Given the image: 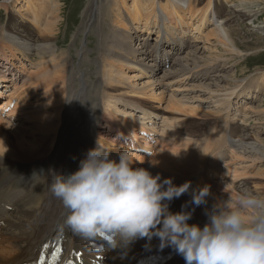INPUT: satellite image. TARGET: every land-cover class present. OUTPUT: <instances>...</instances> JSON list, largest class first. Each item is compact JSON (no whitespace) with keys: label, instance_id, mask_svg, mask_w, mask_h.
Wrapping results in <instances>:
<instances>
[{"label":"bare ground","instance_id":"6f19581e","mask_svg":"<svg viewBox=\"0 0 264 264\" xmlns=\"http://www.w3.org/2000/svg\"><path fill=\"white\" fill-rule=\"evenodd\" d=\"M226 1L105 0L103 6L108 10L107 17L112 15L114 19L116 18V24L110 19H105L103 24L99 13V0L92 2L95 7L89 8L91 21L89 19L87 33L97 39L95 73L99 77V80L94 82L96 91L92 93L90 85L85 87L83 83L79 86L71 85L75 80L70 74L58 85L56 81L59 78L51 75L50 66L57 47L55 40L60 29L57 28L58 21L55 15L59 10L58 4H55L54 0H46L47 4L43 5L44 16L40 18L42 15L38 12L42 13V9L28 0H23L22 6L33 14V17L26 21H30L31 26L41 28L35 36L29 35L22 29L23 17L18 12V16L13 17L12 22L7 24V28H13V32H8L5 28L1 36L3 42H0V58L6 60L5 63L12 65L3 55L5 42L6 45L9 43L8 49L14 57L17 52L30 62L34 59L38 62L30 66V73L24 78L20 91L13 89L19 94L17 99L6 100L4 97L3 102H0V105L3 103L1 108H5L14 101L13 107L4 115L0 110V140L7 147L3 154V148L0 146V264H21L30 261L44 242L57 238L56 230L65 236L64 244L69 249L80 251L79 264H131L137 256L147 251L175 252L171 247L160 248V241L154 235L150 239L138 238L126 246L111 248L108 236L100 232L94 237H83L82 243L81 235L70 227L63 226L67 209L54 196L51 185L57 174L68 175L77 170L80 160L85 157L87 151L97 146L108 152L112 159L118 160L121 152L129 153L134 161H138L133 163V167L144 168L152 175L159 173L161 179L171 178L176 186L185 181L190 182L188 191L168 204V210L173 213L181 211V206L185 205L184 210L192 212L189 224L203 227L207 222L205 213L211 211L215 204L218 207L232 206L218 195V193L225 197L227 195L222 191V188L227 190L222 179L230 177L232 182L242 171H244L242 174H245L248 166L259 163L264 157V144L250 137V134L249 136L238 134L239 128L234 124L238 116H235L236 113L231 114V111H234L238 99H243L242 102L247 103V98L253 100L252 97H258L260 83L258 81L259 78L260 81H264V70L249 75L251 82L256 86L247 89L243 95L242 90H236L235 84L226 83L228 80L224 75L226 66L220 64L226 59H222L219 53L214 52L204 57L200 55V52L206 49L194 42L200 40L198 36L205 26L219 15L223 10L222 4ZM230 1L229 5L226 4L223 19L215 21L216 28L213 27L205 33L203 40L209 42L212 35L215 40L211 44L225 47L228 55L234 54L238 57L241 54L235 47V41L226 25L234 28L241 22H253L257 11L253 9V4L251 6L245 1ZM10 2L11 0H4L0 5L6 10L5 5ZM191 3L194 5L192 9ZM183 8L193 11L192 15H189L192 22L186 23L182 18L180 12ZM170 18L174 20L175 26L170 23ZM112 23L113 27L118 25L120 37L115 42L122 45L123 52L114 45L102 43V38L107 37L106 33L110 32ZM153 30L157 40L153 50L148 51L144 49L145 45L138 42L143 39L136 37ZM249 31L258 34L264 32V26L251 24ZM188 34H191L193 41L188 38L186 40L188 42L184 43ZM135 40L137 41L134 42ZM190 42L193 43L190 45ZM169 45H172L171 48ZM170 53L172 60L168 57ZM113 58L120 62L118 65L122 63L129 65L137 70V73L129 75L126 70L124 74L116 73V65L111 60ZM66 59L63 57L60 61L65 62ZM0 65H3L1 61ZM60 67L64 74L62 65ZM166 67L167 70L164 69ZM160 70L157 78L156 73ZM140 74L148 79L141 81ZM6 76L0 75V85L8 81ZM47 77L51 81L47 80ZM62 77L64 79V75ZM122 81L130 88L126 90L127 92L124 90L125 94L141 100L150 99L154 103H160L165 96L163 89L156 91L157 86L179 84L181 86L174 85L171 88L176 94L196 87L192 81L201 82L199 85L202 84L204 88L201 101L203 103L196 104L195 100L190 101V97L186 98L184 95L180 97L170 95L167 104L174 112H178L181 107L187 106V103H195L196 106L189 107L191 108L189 110L191 112H195L197 108L198 112L201 109L202 112L206 110L214 117L212 125L205 122V127L203 125L204 128L197 137V134L186 135L176 126L177 123L174 125L170 120L168 122L167 116L155 113L151 106H144L143 102H140L139 107L142 110L139 115H134L129 110L139 108L133 105H121L129 112L119 109L116 100L120 98L114 92L118 91V86L120 88L124 85ZM262 85L260 83V86ZM14 92L9 97H12ZM31 97L34 101L30 100ZM246 110L243 115L245 118L248 117V113H252L249 107ZM260 112H264V108L260 109ZM17 117L23 120L20 122L22 124L31 123L32 128L25 130L19 123L12 126L11 122ZM206 127L207 133H204ZM10 128H13V131H8ZM16 128L19 130L17 133ZM120 129L127 132L130 141L123 142L111 134L112 131ZM154 140L152 155L146 157L137 153L138 150L146 151L150 145L149 141ZM206 173H210L211 176L208 177ZM205 186L210 190L206 203L195 206L191 202L192 194ZM254 187L255 184L251 188ZM244 188H249L246 183ZM237 191L245 193L240 187H237ZM105 256L109 258L108 262L104 260ZM167 264H185V261L175 252V257Z\"/></svg>","mask_w":264,"mask_h":264},{"label":"clouds","instance_id":"9594fccd","mask_svg":"<svg viewBox=\"0 0 264 264\" xmlns=\"http://www.w3.org/2000/svg\"><path fill=\"white\" fill-rule=\"evenodd\" d=\"M3 154L7 147L0 140ZM175 155V154H174ZM127 152L112 159L97 146L89 149L74 172L57 174L51 191L65 209L64 224L85 238L100 232L111 248L156 236L185 264H264V199L244 193L234 205H213L203 227L189 224L192 212H170L168 204L185 194L190 182L133 167ZM142 162V161H139ZM208 186L192 194V204L206 203Z\"/></svg>","mask_w":264,"mask_h":264},{"label":"rangeland","instance_id":"374dc122","mask_svg":"<svg viewBox=\"0 0 264 264\" xmlns=\"http://www.w3.org/2000/svg\"><path fill=\"white\" fill-rule=\"evenodd\" d=\"M3 1L4 0H0V3H3ZM28 1H29V3L33 4L34 6L42 9V13L38 12V14L42 15V16H40V18H43V16H44V13H43L44 6L43 5L47 4L46 0H28ZM95 1L96 0H54L55 4H58V7H59L58 13H56L55 15H56L57 21H58L57 28L58 29L60 28V29L57 33V38L55 40L56 44H57L56 54L52 57V62H51L52 64L50 66V70H51V75L53 77L59 78L56 81L57 85H58V83H63L65 81V76H67V78H68V74H70L73 76L72 79L75 80V81L72 80L73 82L71 83V85L73 84V86H74L76 84V86H79L80 84L83 83L84 87L86 85L91 86L92 93L94 91H96V88L94 87V82L99 80V77L95 73V67H97L95 65V60L97 59V56H98L97 46H95L97 39L95 37L92 38V36L88 35V33H87L88 26H89V23L91 21V19H90L91 13L89 11V8L95 7L94 5L91 4L92 2L95 3ZM237 1H245L246 3H250L249 5H251V6L253 4L254 5L253 9H256L255 12L257 11V14L254 15L255 18H253L254 19L253 22L252 21L241 22V24L240 23L239 24L234 23V24H236L234 26V28L231 25L230 26L226 25V27L230 29L231 37L235 41V47L240 52V54H241L240 56L237 57V56H234V54L228 55L227 54L228 52L225 49V47H222L220 45L215 46V45L211 44L215 40L214 36H212V35H211L212 37L210 36L209 42H205L203 40V36L205 33L209 32L211 30V28H213V27L216 28L217 22L215 23V21L219 20L220 18L223 19L224 12L226 11V4L229 5L231 3L230 0H227L226 3L222 4L223 10L221 9L222 11H220L219 15L216 16V18L214 19L213 22H211L207 26H205L202 33H200V35L198 36V38H200V40H198L194 43H196L197 46H199V47H202V46L205 47V49H206V50H204L205 52L204 51L200 52L201 53L200 55L202 57L208 56L209 53L214 52V53H219L221 55L222 59H226V60L220 62L221 65L226 66V70L224 71V75L228 77V80L226 81V83L232 82L233 84H235L236 90H242V94L245 95V93L247 92V89H250V88H253L256 86V85H254L255 83L251 82V77L249 75L257 73L258 71L264 70V32L262 31L261 33L257 34V32L249 31L251 24H252V26H264V0H237ZM104 2H105V0H99V3H98L100 5L99 13H100L101 20H102L103 24H104L105 19H110L112 22L114 20V24H116V22H115V20H117L116 18L114 19V17L112 15H110L109 18L107 17L108 14L106 12L108 10L105 9V6H103ZM181 2H182V0H181ZM191 2H192V0H191ZM22 5H23V0H11L10 4L5 5L6 10L2 7L3 5H0V42H3V39L1 38V36L3 35L2 32L5 30V28H7V26H8L7 24L10 21L12 22L13 17L18 16V12L23 17L22 18V21H23L22 29L25 32H27L29 35L35 36V34H37L39 29L41 28V27L31 26V24L29 23L30 21L29 22L26 21V19L33 17V14H31V11L27 10V8H25V6H22ZM190 5H191L190 7L192 9L194 7L193 3H191ZM191 9L189 11H187L186 8H183V11L180 12L182 18L185 19L186 23L192 22L191 21L192 17H189V15L190 14L192 15V12H193V11H191ZM87 10H88V12H87ZM89 19H90V21H89ZM169 20H170V23H172L173 26H175L174 20L172 18H170ZM98 24H100V22H98ZM110 29H111L110 32L106 33L107 37L102 38V43L114 45L115 48H118L121 51L122 45H118V43L115 42V41L119 40V37H120V35H118L119 33L117 31L118 25L116 27H113V23H112V26ZM6 31L13 32V28L10 29V27H8L6 29ZM14 31H15V29H14ZM37 36L38 35H36V37ZM39 36H41V35H39ZM139 38L143 39V40H140L138 42L141 45L142 44L145 45V48H144L145 50H148V51L153 50V46L155 44V41L157 40L156 33L154 32V30L152 32L150 31L149 33H142L141 35L136 37V39H139ZM191 38H192L191 34H188L187 38L184 39V43H187L188 41H186V40L187 39L190 40ZM111 39H113V41H111ZM191 40L193 41V39H191ZM136 41L137 40H135L134 42H136ZM173 41H175L174 38H173ZM122 42H124V41H122ZM192 43L193 42H190V45ZM8 46H9V43L7 42V45H6V42H5V44H4L5 48L3 50V55L6 56L7 60H9L8 58H11L12 65H7L8 63H5L6 64V66H5L4 62H6V60L0 58V61L3 63V65H0V72H3L4 70H2V67H5V71L3 73H0V75L5 74L6 72L8 73V71L12 72L14 74V77L18 78L17 80H14V82H16V85H20L22 83V81L25 80L24 78H26V75L28 74V72H27L28 69H31L30 68L31 64L29 65L30 61H26L25 59H19V61H17L15 58H12L14 56L11 53V51L8 49ZM171 46L172 45H169V48H171ZM208 47H211V48H208ZM212 48H214V49H212ZM87 50H89L88 53H87ZM81 52H84V53L81 54ZM121 52H123V51H121ZM6 53H7V55H6ZM170 55H171V53L168 54V57H170ZM62 56L65 57V59L67 58L65 62L60 61V59L63 58ZM32 57H33L32 59H34V56H32ZM108 58H110V56ZM170 59L172 60V57H170ZM111 60L114 61V64L116 65V73L118 72L120 74H124L125 70H126L125 72L128 73L129 75L137 73V70L129 67V65L126 66L123 63H122L123 65L122 64L118 65V63H120V62H116V60L114 58ZM229 60L231 62H229ZM20 61H22V63H20ZM37 62H38V60H36L34 63H37ZM233 62H234V64H232ZM21 64L24 66V69L26 71L25 70L23 72L21 71V66H20ZM68 64L70 66H68ZM60 65H62V70L64 71V74L60 70L61 69ZM7 66H9V68ZM32 66H34V64H32ZM7 68L9 70H7ZM164 69L167 70L168 67H166ZM20 71H21V73H20ZM160 72H161V70L157 71V73H156L157 78H158V75L160 74ZM222 72H223V70H222ZM75 73H76V76H75ZM62 75H64V79H63ZM6 78L8 79L7 83L12 82V79H10V78H13V77L10 76V78H8L6 76ZM139 79H141V81H142V80H145L148 78L145 75L140 74ZM47 80L51 81L50 78H48ZM258 82H260L261 85L263 84L262 86H260V83L258 84V87H259L258 97H252L253 100H251V98H247L246 99L247 103L246 102L243 103L242 102L243 99H238L236 101V104L234 105V111H231V114L236 113L235 116H238L236 118V120H234L235 126L237 128H239L238 134H241V135L243 134V135H248V136L250 134V137H253L254 139L256 138V140H258L262 144H264V112H260V109L264 108V81H260V78H259ZM192 83H194V86L196 85V87H193L190 90H182V92H178L176 94H175V92H173L171 90V88H172V86H174V85L177 86L179 84L171 83L170 85H165L162 87L161 86L155 87L157 92H159L160 90L163 89L165 91V93H164L165 96L163 97L162 100H160V103H154L150 99L141 100L137 97H131L130 94L129 95L125 94V92H127L126 90H130V88L128 87L126 82L122 81V84H124V85L120 86V88L118 86L117 87L118 91L114 92L115 95L120 98L119 100H116L117 105H118L117 108L123 109L124 111L129 112L128 110H125L121 105L125 104V105H130V106L133 105L135 107H139L141 105L140 102H143L144 106H151L155 113L161 114V116H164V115L167 116L168 122L170 120V122L174 123V125L177 123L176 126H178V128H180V130L183 133H185L186 135L197 134L196 136L199 137V135L201 133V129L205 127V125H204L205 122H207L208 125H212L214 117L210 116L209 112L207 113L206 110H203L204 112H202L201 108H200L201 111H199L200 113L198 112L199 108H197L195 112H191L189 110L192 108V106H196V104L198 102L203 103L201 101H203L202 97H203L204 92L202 91V89L204 90V88L202 87V84L199 85L201 82L192 81ZM125 84L127 85V87H125ZM179 86H181V85H179ZM190 86H192V85H187V87H190ZM121 90L123 92L125 90V92L123 93ZM170 95L176 96V97H180L182 95L187 96L186 98L190 97V101L193 99L196 101L195 102L196 104L189 102L187 104L188 105L190 104V105L188 106L186 104L187 106L181 107L182 110L180 108L179 109L180 112L178 111L179 113L174 112L173 111L174 109H172V108L170 109V107H168V104H167L168 99H170L169 98ZM6 96L7 95H5L4 97H6ZM4 97L0 98V102H3ZM30 100L34 101L33 97H31ZM125 101H126V103H125ZM145 101L147 103H145ZM156 102H158V101H156ZM203 105H205V104H203ZM189 107H191V108H189ZM248 107H249V109H251L250 112H252V113H248L249 114L248 117L245 118L243 115H245L244 113L247 111L246 108H248ZM126 109H128V108H126ZM138 109L130 108L129 110H131L132 114L139 115V114H141L142 109H140V107ZM165 110H166V112H165ZM188 112H189V114H188ZM199 114H201V115H199ZM151 119H153V117ZM259 119H260V121H258ZM22 121L23 120H19V117H17V118L13 119L11 124H12V126L16 125L17 123L22 124V123H20ZM214 124H215V126L217 125V123H214ZM22 125L24 126L25 130H27V129L29 130L33 126V125H31V123H26V124L23 123ZM203 125H204V127H203ZM150 127H151V125H150ZM58 128L60 130V126ZM207 129H208V127L205 128L204 133H207ZM8 131H13V128L8 129ZM17 132H19V130L16 128L15 133H17ZM155 133L156 132L154 131V134ZM153 143L155 144V140L149 141V144L152 146H150V145L147 146L146 151L145 150H138L137 153H139L143 156L149 157L150 155L153 154V150H152V147L154 146ZM242 173H244V171H242ZM242 173L240 174V176H237L236 178H234L232 182H231L230 177L228 179L227 178L222 179V181L224 182V184L226 185V188H227V190L222 188V191L227 193V195H226V197H225V195L222 196L219 193H218V195L221 196V198L224 199L225 201H227L229 204L234 205L235 202L240 198V196L243 195L241 192L237 191V187H240V189H243L245 191V193L246 192L251 193L252 195H254L260 199H264V157L261 158L259 163H254L250 167L248 166V168H246V170H245V174H242ZM245 183L249 187L248 189L244 188ZM254 184L256 187H254L252 189L251 187H253ZM233 188H235V189H233ZM82 243H84L83 237H82ZM100 257H101V255H99V258ZM105 257H106V259H105ZM105 257H104V260L106 262H108L109 258L107 256H105Z\"/></svg>","mask_w":264,"mask_h":264}]
</instances>
